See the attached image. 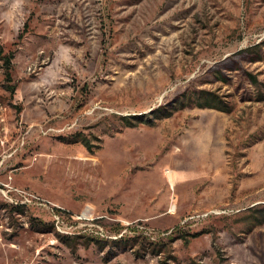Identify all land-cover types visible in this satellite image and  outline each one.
<instances>
[{
  "label": "rangeland",
  "instance_id": "rangeland-1",
  "mask_svg": "<svg viewBox=\"0 0 264 264\" xmlns=\"http://www.w3.org/2000/svg\"><path fill=\"white\" fill-rule=\"evenodd\" d=\"M0 48V264H264V0H0Z\"/></svg>",
  "mask_w": 264,
  "mask_h": 264
},
{
  "label": "trees",
  "instance_id": "trees-1",
  "mask_svg": "<svg viewBox=\"0 0 264 264\" xmlns=\"http://www.w3.org/2000/svg\"><path fill=\"white\" fill-rule=\"evenodd\" d=\"M3 53H4L3 49L0 48V55L3 56V59L5 61V79H6V82L10 87L9 88L10 91L15 92V85H13V81H14L13 80V59H14L15 55H14V53H10L8 55H4ZM251 79L254 83L257 82V78L255 76H251ZM84 143L87 146H89V144L86 142V140H84ZM36 222H39V221L35 220L34 223L36 224ZM40 223L43 224V222H41V221H40ZM178 238H182V236H179L178 233L177 234L176 233L171 234L170 236L167 237V240H165V241H168V243L166 245L169 246V243H170V246H171V244ZM164 242H163V240H161V241L154 243L155 247L157 249H160L158 251V253H164L165 252V250H162V247H159L161 245H165ZM170 250H171V248H170Z\"/></svg>",
  "mask_w": 264,
  "mask_h": 264
},
{
  "label": "built area",
  "instance_id": "built-area-1",
  "mask_svg": "<svg viewBox=\"0 0 264 264\" xmlns=\"http://www.w3.org/2000/svg\"><path fill=\"white\" fill-rule=\"evenodd\" d=\"M32 198L35 199L34 197H32ZM26 200H27L28 202H33V201H34V200L30 199L29 197H27ZM88 214H90L89 211L86 212V216H87ZM86 216H85V218H87ZM54 217H55V218L58 220V222H59V216H58L56 213L54 214ZM79 218H80V217H79ZM81 218H84V217H81ZM87 219H88V218H87Z\"/></svg>",
  "mask_w": 264,
  "mask_h": 264
},
{
  "label": "bare ground",
  "instance_id": "bare-ground-1",
  "mask_svg": "<svg viewBox=\"0 0 264 264\" xmlns=\"http://www.w3.org/2000/svg\"><path fill=\"white\" fill-rule=\"evenodd\" d=\"M169 173V176L172 177V173L168 172Z\"/></svg>",
  "mask_w": 264,
  "mask_h": 264
}]
</instances>
